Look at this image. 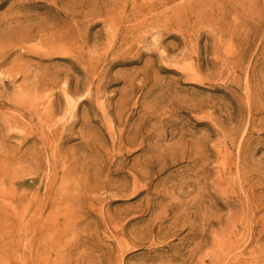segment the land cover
Instances as JSON below:
<instances>
[{
	"label": "rangeland",
	"instance_id": "obj_1",
	"mask_svg": "<svg viewBox=\"0 0 264 264\" xmlns=\"http://www.w3.org/2000/svg\"><path fill=\"white\" fill-rule=\"evenodd\" d=\"M0 264H264V0H0Z\"/></svg>",
	"mask_w": 264,
	"mask_h": 264
}]
</instances>
